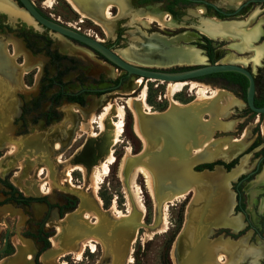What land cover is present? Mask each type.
Masks as SVG:
<instances>
[{"label":"crops","instance_id":"crops-1","mask_svg":"<svg viewBox=\"0 0 264 264\" xmlns=\"http://www.w3.org/2000/svg\"><path fill=\"white\" fill-rule=\"evenodd\" d=\"M9 7L16 17L22 15V11L15 9L12 4ZM10 44V38L0 37V178L7 177L8 182L26 197L49 196L56 191L75 196L78 200L76 208L61 218L55 208L48 211L43 229L51 232V235L49 246L37 256L39 264H66L65 257H69L75 264L82 262L81 258L75 260V256L78 253L82 256L83 248L92 252L89 250V244L93 246V252H100V256L98 255L91 264H126L127 251L136 231L146 225L157 227V216L162 202L176 196V201L185 198L188 201L184 206L179 230L168 249L172 264H190L198 257L201 259V249L206 246L201 241L205 239V233L216 229H227L235 233L244 228L243 216L233 211L235 194L231 184L239 175L250 170L252 164L235 179L228 177L246 155H241L228 171L219 165L213 166L211 170L194 169L198 165L214 161L226 163L242 154L247 147L248 144L245 143L243 148L231 149L226 155H205L206 151L213 147L216 152H220L221 144L230 140L229 136L223 134H228L231 130L222 128V125L229 124L232 128L233 121L224 118V112L217 115L211 105L194 107L193 96L188 102L180 103V106L168 104L160 112L138 113L137 119L131 114V131L139 141L140 149L133 153L130 146H124L116 166V179L124 198V209L120 211L116 208L113 194L108 207L104 209L102 203L98 204L94 199L91 179L93 169H99L108 151V137L99 133L96 119L104 105L101 103V97L85 98V107L66 101L60 102L61 117L58 121L49 123L48 126L39 123L31 131L19 133L15 121L21 111L20 96L31 89L25 86L22 78L25 73L38 68L40 59L29 55L19 45L15 52ZM115 93L121 97L116 96L114 99L122 98L125 104L128 93L120 90ZM74 107L80 114L72 112ZM91 114L94 115V122L88 121ZM135 124L139 134L134 130ZM120 142L119 139L118 143ZM205 143L207 145L199 152L201 156L192 157V152ZM55 144H58V148L54 147ZM113 152L112 149V154ZM75 167L78 169L70 173H76L79 178L76 180L77 184H72L71 178V184L84 191L71 190L62 181L65 171ZM140 167L147 172L149 188L145 176L141 173L143 170L137 169H141ZM136 169L133 182L136 184V179L141 176L151 200L152 222L147 224L144 221L145 209L144 213L136 210L129 191L130 177ZM41 183H44L43 190H40ZM221 190L229 193L232 201L225 209L226 220H240V226L235 230L216 225L215 217L223 205L219 195ZM138 191L140 193L139 188ZM3 198L0 193V201ZM53 198L54 196L48 198V201L58 202ZM139 200L141 201L140 196ZM112 201L114 209H117L123 218H115L114 210H111ZM46 210L47 207L43 203H32L28 207L10 202L0 205V232L6 227L7 219H13L14 223V231L9 238L14 251L0 258V264H34V256L40 244L31 238L22 237L20 230L24 228L34 231V223L42 218ZM189 212L190 234L185 236L183 229ZM83 214H87L89 218L85 219Z\"/></svg>","mask_w":264,"mask_h":264},{"label":"rangeland","instance_id":"rangeland-1","mask_svg":"<svg viewBox=\"0 0 264 264\" xmlns=\"http://www.w3.org/2000/svg\"><path fill=\"white\" fill-rule=\"evenodd\" d=\"M4 4L9 2L16 9L18 5L14 3L12 0H1ZM35 7H37L43 14L48 15L51 19H56L58 22L74 26L80 32L85 33L91 37L98 38L100 41H104L105 44L109 45L116 54L118 53L124 60L128 62H136L134 59L127 57L128 54H139L142 50L140 49V45L145 44L149 41V39L155 38L160 42H167L168 45L172 48H180L186 50L193 55H196L200 60H191V61H183V62H191L189 65L197 66L203 65L208 62L206 49L211 50L212 61L215 63H236L246 66L247 69L252 71L253 78L255 82V95H260L264 89V45L259 47L261 54L263 55L258 66H255L257 59L256 52L252 57L251 50L259 46L264 42V3L258 5L257 3L249 5V11L244 15L243 18L232 19L233 25L235 29L239 32L236 35L226 34L229 39L224 40L220 45L210 46L207 39V32L205 29L200 27V23L198 20H209L208 15L204 13V8L202 6H194V7H185V8H177L174 9L176 16H172L168 12L164 11L161 8H153L151 11H143V10H135L133 8L129 9L127 12H122L121 14L118 12V3L113 0H92L103 2L98 4V7L103 8V6L107 3L112 4V7L109 10L110 19L101 21L105 24V31L102 30L101 27L94 24L93 22L82 19L79 15L74 12L71 7L64 0H52L50 7H46V0H31ZM242 0H215L216 4L223 5L225 3L233 4V7H236L237 3H241ZM44 2V4H43ZM89 0H85V8H89L91 3H88ZM115 5V8L113 7ZM121 10V9H120ZM167 16L168 23L165 26L159 25L157 22H152L148 24L146 21L147 16H155L156 18H162L163 16ZM262 22L260 25L261 28V36L258 37L257 40L249 43L245 42L241 39L240 35L248 32H252L259 27L258 24ZM258 25V26H257ZM0 32L7 33L8 35L14 34L16 36L15 40L18 41L22 46H25L26 49L30 50V52H35L38 54L39 58H44V62L38 63L39 70L42 69L41 73L39 72L37 75L27 74L22 78L25 86L31 87L27 92H24L22 95V126L19 130L24 132H29L33 128H36V125L39 123H43L40 119L42 115L48 112H56L61 117V111L59 110L60 104L53 105L51 99L49 98L53 93L56 92V86L49 88L45 91L43 90V94L38 98L39 89L42 85L48 84V80L50 78H57L56 83L67 84L64 89L66 91L75 92L78 90L77 82H75L74 77L76 74L74 71L69 70L71 65L67 62L60 61L57 63L56 67L53 64V61H50L46 52H56L59 56H67L76 62L74 65L80 70V74H78V78L84 82V87L87 89H93L94 87H112L115 85L117 81V77H122L124 73L117 69H114L112 66L108 65V63H104L99 57H97L94 53L89 51L83 46H80L74 42H66L69 44V47L72 50L76 49L78 53H74L73 55L70 53L64 54L63 46L58 44V41L61 40V37L57 34L52 33L51 31L43 28L42 26L35 24L33 21L28 22L27 25L19 24L18 18L12 12L0 11ZM205 32V33H204ZM241 33V34H240ZM219 34L220 33H216ZM206 35V36H204ZM250 38V36H249ZM251 39V38H250ZM13 40V39H12ZM12 45L15 47L16 44L14 41H11ZM141 43V44H140ZM216 43V42H213ZM249 43V44H248ZM137 48V49H134ZM139 48V49H138ZM255 50V49H254ZM16 52V50H15ZM117 54V55H118ZM180 54L183 59H188L190 57L189 53ZM180 58V59H181ZM252 59V61H251ZM255 59V60H253ZM198 63V64H197ZM91 64H97L99 66L98 69L94 70L91 68ZM183 67L184 65H178V67ZM177 66H171L170 68H176ZM103 68V69H102ZM59 72L58 76L55 73ZM102 72V74H99ZM120 75V76H119ZM85 77H89L87 80H84ZM79 80V81H80ZM126 81H122L125 84L122 87H117V91H123L128 93L127 99L124 101L123 99H114V97H121L116 93H105L100 95L99 92H93L89 94L91 97L100 98L101 103L104 104L101 112L98 116L103 112L104 106L108 103L118 104L123 107L125 112V118L123 121L122 134L119 138L121 140L113 148V158L115 156H119L122 152L124 146H130L131 148H135L137 143L134 140V136L131 131V114L133 113L127 106V101L135 98L141 91L140 86L135 85V80L133 76L128 79H124ZM101 82V83H98ZM196 83L205 84L209 86L211 89L222 90L226 93L229 101H218V100H210L206 102L199 103L198 105L194 104V107H203L207 105H211L212 110L217 115H222L224 112V118L229 121H233L232 128L231 125H222V128L231 130L228 134H223L225 136H229L230 140L221 144L222 150L220 152H216L213 149L208 152L209 156L216 155H226L228 151L231 149L238 150L245 146V143L248 144V148L245 151L247 155L244 159L239 161L242 167L248 168L250 164L252 167L255 164V159L258 154H262L264 152V134H263V126H264V114L257 115L250 112L243 100L241 99V94L238 91L236 86L227 85L222 81L215 78H205L201 81H195ZM96 83L98 85H96ZM147 84V94H146V102L151 107L152 111H157L160 107L169 105H173L170 101L165 97L166 96V85L161 84L159 81H149ZM167 84V83H166ZM101 85V86H99ZM145 85V84H144ZM142 85V87H144ZM139 89V90H138ZM133 90V91H132ZM188 87H185L181 92L177 93L173 99L180 102L185 103L193 98L191 92L188 91ZM112 91V92H117ZM130 91H132L130 93ZM228 92V93H227ZM63 100V98L61 99ZM133 105V104H132ZM86 105H84L85 107ZM174 106V105H173ZM75 108V107H74ZM73 108V109H74ZM77 110V108H75ZM74 109V110H75ZM134 109L137 112V117L139 112V105L134 104ZM52 110V111H50ZM73 110V111H74ZM79 111V110H78ZM98 112V111H97ZM160 112V111H157ZM74 113V112H73ZM59 117V118H60ZM134 118V116H133ZM57 120H52L50 123H54ZM116 121V119H113ZM90 121V116L88 118ZM31 122H35V124H31ZM99 121L97 120V123ZM237 123V124H236ZM111 124L110 117L104 121L105 128ZM99 133L102 135H106V131H101V123L98 124ZM48 126V124H47ZM18 127V126H17ZM101 127V128H100ZM135 130V129H134ZM214 134V132H213ZM219 134V133H218ZM221 135V134H220ZM217 135V136H220ZM107 136V135H106ZM243 139L241 140V138ZM240 142H235V141ZM214 144V143H213ZM58 144H55L54 147L57 148ZM108 151L110 149L109 139L107 142ZM225 146V147H224ZM128 149V148H127ZM126 149V151H127ZM193 153V152H192ZM192 155V154H191ZM253 156V157H252ZM193 157V156H192ZM59 161V160H57ZM237 165V166H238ZM241 167V168H242ZM118 168V167H117ZM223 168V167H222ZM236 168V167H235ZM212 169V168H211ZM210 169V170H211ZM224 169V168H223ZM226 170V169H224ZM227 171V170H226ZM93 173V172H92ZM146 178V184L149 188L150 182L147 183V173L141 172ZM116 168L112 165L108 168L107 175L102 178V182L99 184L97 190V196L99 194L105 199V202L109 204L110 197L113 198L115 195V205L118 210L124 209V198L120 192V186L116 179ZM264 171L262 172V176ZM260 175V177H261ZM92 177V174H91ZM72 184H77L76 180L79 178L76 173H71ZM149 178V177H148ZM252 177H248L250 179ZM1 180H6L8 182L7 177L0 178ZM254 180V179H253ZM64 181V180H63ZM62 182V181H61ZM10 183V182H8ZM64 183H66L64 181ZM258 182V178L255 180V184H260ZM67 184V183H66ZM137 187L140 190L139 196L146 211V205L149 206V211L145 218V222H152V207L151 200L149 198V194L145 188L144 180L140 176L136 179ZM226 184V183H225ZM71 190L75 191H84V189H76L68 185ZM242 200L244 208L246 209V219L248 224L245 223L244 228L242 230V234L236 238L232 239L229 236H225L221 229L213 230L212 232L205 233V239L201 240L205 243L206 246L202 247V253L204 259V264H264V185L257 186L253 185V183L242 184ZM11 193L10 189L3 188L0 185V193L2 192ZM130 191V188H129ZM224 192V190H221ZM220 191V194H221ZM261 194H257L260 193ZM63 193V192H62ZM113 194V195H112ZM219 194V195H220ZM62 199L65 197L64 194L57 193L54 191L52 194L47 196L48 198ZM69 196V195H68ZM100 198V197H99ZM5 199V197L3 198ZM2 199V200H3ZM1 200V201H2ZM54 199V201H56ZM102 201V200H101ZM187 198L176 201L173 205L167 207L166 211V222L167 228L164 232L155 233L154 231L158 228L147 226L142 229H138L135 234V238H132L131 248V263L130 264H172L170 255L168 253V249L170 246V241L172 240L174 234L176 233L178 227H180V223L182 220V213L184 210V206L187 203ZM13 203L11 201H7L4 203ZM2 203V204H4ZM117 203L120 204L117 206ZM14 204V203H13ZM113 201L111 203V206ZM1 205V204H0ZM20 206V205H17ZM135 207V206H134ZM136 208V207H135ZM137 210V209H136ZM161 211V207H160ZM160 214V212H159ZM84 215V214H83ZM157 216V224L158 218ZM6 227L0 232V257L8 256L11 253L12 244L10 243V236L14 231V223L13 219L6 220ZM217 225V224H216ZM231 228V227H230ZM9 231L8 234V242L4 245V240L2 237V233L4 230ZM24 229V228H23ZM21 229L20 232L23 230ZM232 229V228H231ZM154 232L152 235L151 233ZM229 232V231H228ZM230 233V232H229ZM229 242L234 244L230 250L226 251V244L224 242ZM220 242H223L221 244ZM11 244V245H10ZM211 246V249L208 247ZM206 248L209 250L206 251ZM220 248V249H219ZM129 249V248H128ZM14 251V250H13ZM128 252V251H127ZM173 252L175 253V249L173 248ZM13 253V252H12ZM201 253V255H202ZM128 254V253H127ZM10 255V254H9ZM100 256V252H89L88 249L82 253L81 259L82 262H78L76 264H91L96 257ZM220 255L219 260H217V256ZM216 257V258H215ZM66 264H75L68 257L64 258Z\"/></svg>","mask_w":264,"mask_h":264},{"label":"flooded vegetation","instance_id":"flooded-vegetation-1","mask_svg":"<svg viewBox=\"0 0 264 264\" xmlns=\"http://www.w3.org/2000/svg\"><path fill=\"white\" fill-rule=\"evenodd\" d=\"M12 1H14V3H16L17 5H18V10L19 11H22V15H20V16H17V18H18V20H19V24H22V25H27L28 24V22H30V21H33L35 24H38L22 7H21V5H20V3L19 2H17V1H15V0H12ZM113 1H115L116 3H118V5H121V7H122V12H127L129 9H131V8H133V9H135L136 11L137 10H143V11H151L153 8H161V9H163L164 11H166V12H168L166 9H169V8H171V9H173V13H175L174 12V9H177V8H185V7H194V6H202L203 8H204V13L206 14V15H208V18H209V22H207L206 23V32H208V34H207V36L206 35H204V36H206V37H208V41H210L209 42V44H210V46H217V45H220L224 40H227V39H229V37L227 36L228 34H232V35H236L237 33H239L236 29H235V27H234V25H233V22H225V21H227V20H230V21H232V19H237V18H243L244 17V15L249 11V8H251V6L248 8V6L249 5H252V4H255V3H257L258 5H260V4H263L264 3V0H242L241 1V3H237V5H236V7H233L232 8V6H233V4H231V3H225V4H223V5H218V4H216V2H215V0H113ZM247 1H249V2H247ZM45 2V1H44ZM44 2H43V4H44ZM101 3H103V2H100L99 4H101ZM34 5V4H33ZM45 5V4H44ZM10 3H6V4H4L1 0H0V11H7V12H10V10L9 9H11L10 7ZM14 7V6H13ZM35 7V6H34ZM114 8H115V5L113 6ZM116 8H118V6L116 5ZM2 9V10H1ZM35 9L38 11V13L40 14V15H42L44 18H46V19H50V20H53V21H57L56 19H51L50 17H48V15H45V14H43L37 7H35ZM118 12L121 14L122 12H121V10L119 11V9H118ZM169 14H171L170 12H168ZM172 15V14H171ZM172 16H174V15H172ZM175 16H176V13H175ZM104 20V19H103ZM90 21V20H89ZM106 24V23H105ZM38 25H40V24H38ZM259 25V28H260V25H262V22L260 23V24H258ZM257 25V26H258ZM41 26V25H40ZM44 28V27H43ZM260 30H261V28H260ZM78 32H80L79 30H78ZM82 33V32H81ZM216 33H220V35L219 34H216ZM250 32H248V33H245V34H241L240 35V37H241V39L243 40V41H245V42H249V43H251V42H253V41H255L254 39H250L249 38V34ZM55 34V33H54ZM85 34V33H84ZM227 34V35H226ZM262 34V33H261ZM261 34L259 35V36H261ZM5 36H7L8 38H10L11 39V41H14V43L16 44V46L14 47L13 45H12V42H11V44H10V46L12 45V47H13V49H14V51L16 50V47H18V45L19 46H21L22 48H23V50L26 52V53H28L29 55H31V56H36V57H39L38 56V54H36L35 52H30V50H28V49H26V47L25 46H22L18 41H16L15 40V38H16V36H14V34H7V33H4V32H0V37H5ZM58 36H60V35H58ZM89 36V35H88ZM61 37V40H59L58 41V44L60 45V46H63V51L64 52H62V53H64V54H67V53H70V54H74V53H78L77 51H76V49H74V50H72V48H70L69 47V44L68 43H66V42H74V43H76V44H78V45H80V46H83V47H85L86 49H88L89 51H91L92 53H94L97 57H99L104 63H108V65H110V66H112L114 69H117V70H119V71H121L120 69H118V68H116L113 64H111L109 61H107L105 58H103L100 54H98L97 52H95V51H93V50H91L90 48H88V47H86L85 45H83V44H81V43H78V42H76V41H74V40H72V39H69V38H66V37H62V36H60ZM91 37V36H90ZM13 39V40H12ZM97 40V42H99V43H101V44H103L106 48H108V49H110V50H112L115 54H116V52L112 49V48H110V46L109 45H107V44H105L104 43V41H100L98 38H96ZM258 39V38H257ZM256 39V40H257ZM213 42H216V43H213ZM156 43V42H155ZM248 43V44H249ZM156 44H158V43H156ZM264 45V42L263 43H261L259 46H256V47H254L252 50H251V53L253 54L252 55V57L251 58H253V56H254V54L256 53V52H258V54L257 55H259V56H257V59L255 60V59H253V60H255L256 62H254L255 63V66H258L259 65V63H260V61H261V59H262V57H263V55L261 54V52H259L260 51V48L259 47H261V46H263ZM140 47V46H139ZM255 49V50H254ZM17 51V50H16ZM209 51L211 52V50L209 49ZM46 54H47V56H48V58H49V60L50 61H53V64H55V67H56V65H57V63H60V61H64V62H67V63H69L70 65H71V67H70V69L69 70H72V71H74V73L76 74V76L74 77V80H75V82H77V86L79 87L78 88V90H76L75 92H70V91H66L65 89H64V87H66L67 86V84H60V83H56V81H57V78L56 77H54V78H50L49 80H48V84H46V85H42L41 87H40V89H39V93H38V98L43 94V90H47L48 89V87L49 88H52L53 86H56V88H57V90H56V92L55 93H53L49 98L51 99V101H52V104L55 106V105H57L58 103H60V102H62V101H66V102H70V103H75V104H77L79 107H84V105H86L85 104V98H87V99H90L91 98V96H89V94L90 93H92V91L91 90H93V92H99V94L100 95H102V94H107V93H114L115 94V92H112V91H117L116 89H117V87H122V86H124L125 84H123V82L122 81H126V80H124V79H128L129 77H131V76H133V75H127L125 72H123L124 73V75L122 76V77H117V78H119V79H117V81L115 82V85H113L112 87L110 86V87H94L93 89H87V88H85L84 87V82L83 81H81L80 80V78H78V74H80L81 72H80V70H78L77 69V67L76 66H74V65H76L77 63L76 62H74V60L73 59H71V58H68L67 56H59L56 52H51V53H47L46 52ZM264 54V53H263ZM117 55V54H116ZM137 56V58H142L143 56H145V54L144 53H139V54H128V56L127 57H130V58H134V57H136ZM149 57V56H148ZM120 58H122V57H120ZM158 58V59H157ZM154 57V58H151V59H147V60H145L144 61V63H146V64H156V62L157 61H163V60H161L159 57ZM40 59V63L42 62H44V58H43V60H42V58H39ZM123 59V58H122ZM18 60L20 61V57L18 56ZM124 60V59H123ZM125 61H127V60H125ZM251 61H252V59H251ZM128 62V61H127ZM137 62V61H136ZM136 62H132V64H136V66H138V67H143V68H146V69H150V70H158V69H160V67H158V66H148V65H141V64H138V63H136ZM173 61L171 60L169 63H172ZM208 62H209V60H208ZM131 63V62H130ZM191 63V62H190ZM210 64H212V63H215V62H209ZM198 64V63H197ZM228 64H235V65H238V66H241V67H244L246 70H248V72H250L251 74H252V76H253V73H252V71H250L249 69H247L246 68V66H244V64L243 65H241V64H236V63H228ZM175 66V65H174ZM177 67L176 68H169V70H167V71H169V72H177V71H182V70H185V69H187V68H185V65L183 66V67H178V65H176ZM147 67H151V68H147ZM57 68V67H56ZM91 68L92 69H94V70H96V69H98L99 68V66L97 65V64H91ZM103 69V68H102ZM41 71H42V69H40L39 70V67L38 68H33L32 70H30L29 72H27V73H25L24 75H27V74H29V73H31V74H34V76L35 75H37L39 72L41 73ZM58 74H59V72H57L56 71V73H55V75L56 76H58ZM99 74H102V72H99ZM120 76V75H119ZM134 78H136V79H138L137 77H135V76H133ZM244 77V76H243ZM89 77H85L84 78V80H87ZM205 78H213V77H209V76H207V77H204L203 79H205ZM245 78V77H244ZM215 79H218V80H220V81H222L223 83H226L227 85H231V86H236L237 88H238V91L240 92V94H241V99H242V92H241V90H240V87L238 86V85H233V84H230V83H227L225 80H223L222 78H215ZM246 79V78H245ZM80 80V81H79ZM143 80V79H142ZM202 80V79H201ZM145 81V80H144ZM253 81H254V78H253ZM246 82H247V80H246ZM98 83H101V82H98ZM96 85H98L97 83H96ZM99 86H101V85H99ZM247 86V85H246ZM246 89V88H245ZM139 90V89H138ZM57 93H61L62 95L58 98V99H55L54 98V96L57 94ZM67 95H74V96H77V97H80L81 99H82V105H80V104H78V103H76V102H72V101H68V100H66V96ZM244 96H245V94H244ZM63 98V100H61ZM96 98V97H95ZM20 99H21V104H22V95L20 96ZM245 99V98H244ZM245 101V100H244ZM243 101V102H244ZM257 102V101H259V102H262V101H264V89H263V92L260 94V95H255V82H254V98H253V102ZM105 104V103H104ZM262 106H264V104L262 105ZM261 106V107H262ZM248 109V108H247ZM73 110V109H72ZM249 110V109H248ZM50 111H52V110H50ZM250 111V110H249ZM72 112H74V111H72ZM251 112V111H250ZM52 112H48V111H46L43 115H42V117L40 118V119H42L41 121L43 122V125H47V124H49L52 120H57V119H59V118H57V119H50V120H46V115H48V114H51ZM78 113V112H77ZM253 113V112H252ZM80 114V113H79ZM255 114V113H254ZM262 115V114H261ZM22 117H23V113H22V105H21V111H20V115H19V118L15 121V124L18 126V128H17V131L19 132V133H21V134H23V133H26V132H24V129H22L23 131H21V130H19V128L22 126L21 124H22ZM59 117H60V115H59ZM31 124H35V122H31ZM248 146V145H247ZM247 148L248 147H246L245 149H244V152L242 153V154H240V155H238V156H236L237 157V161H238V158L241 156V155H247V153L245 152L246 150H247ZM235 157V158H236ZM253 157V156H252ZM234 159V158H233ZM253 159H255V160H253V161H255V164H254V166L250 169V170H248V168H244V167H242L241 166V164H242V162H241V164L240 165H238V166H236V168H234V170L230 173V175H229V179H235L239 174H241V173H244L245 171H247L246 173H244V174H241V175H239L238 177H237V179H236V181L235 182H233L232 184H237L239 187L242 185V184H249V183H253V185H257V186H263L264 185V174H263V176L261 175L262 174V172L264 171V152L262 153V154H258V156H256V158H253ZM232 160V159H231ZM230 160V161H231ZM229 162V161H228ZM228 162H226V163H228ZM222 163H224V162H222ZM237 163V162H236ZM235 165V164H234ZM233 165V166H234ZM232 166V167H233ZM222 167V166H221ZM231 167V168H232ZM242 167V168H241ZM229 170V169H228ZM227 170V171H228ZM237 175V176H236ZM260 175H261V177H260ZM241 176H243V178L242 179H240V180H238ZM248 177H252V178H250V179H248ZM256 178H258V182H260L261 181V183L260 184H255V180H256ZM254 179V180H253ZM232 184H231V188H232ZM12 185V184H11ZM13 186V185H12ZM14 187V186H13ZM15 188V187H14ZM76 188V187H75ZM16 189V188H15ZM17 190V189H16ZM233 190V189H232ZM18 191V190H17ZM240 191H241V197L243 196V193H242V189H241V187H240ZM19 192V191H18ZM233 192H234V190H233ZM19 193H21V192H19ZM262 192H260V193H257V194H261ZM264 193V192H263ZM61 194H64L65 195V197H75V196H72V195H69V194H65V193H61ZM234 194H235V206H236V204H237V202H236V193L234 192ZM3 195V194H2ZM21 195H22V193H21ZM69 195V196H68ZM4 196V195H3ZM23 197H26V196H24V195H22ZM5 198H6V196H4ZM39 197H44L45 198V201H46V203H48V204H50V205H57V206H62V205H64L65 204V197H63L62 199H58L57 198V200H56V198H53V199H55L56 201H58V202H54V203H50L49 201H48V199H47V196L46 195H43V196H39ZM32 198H37V197H32ZM76 198V197H75ZM77 199V198H76ZM4 200V199H3ZM2 200V201H3ZM1 202V201H0ZM77 202H78V200H77ZM243 202V201H242ZM32 203H43V204H45L46 205V203H44V202H31V203H29L28 205H20V206H29L30 204H32ZM102 203V202H101ZM15 204V203H14ZM16 205V204H15ZM77 205V204H76ZM235 206H234V208H235ZM46 207H47V205H46ZM107 207H108V205H107ZM53 208H55V207H53ZM53 208H50V209H48L47 208V210L44 212V214L47 212V217L45 218V220L43 221V224H42V227H41V229H42V231L43 232H45V233H48V236L46 237V239H47V241H48V243H49V237H50V235H51V232H49V231H45L43 228H44V225H45V223H46V220H47V218H48V211L49 210H51V209H53ZM75 208H76V206H75ZM74 208V209H75ZM56 210H57V208H55ZM74 209H72V210H74ZM72 210H70V211H72ZM70 211H68V212H70ZM233 211H234V209H233ZM68 212H64L63 214H62V216L65 214V213H68ZM234 213H240L242 216H243V220H244V222L246 223V224H248V222H247V219L245 220L244 219V215L246 216V209L244 208V210H243V213H241V212H235L234 211ZM44 214H43V216H42V218L39 220V221H37V222H35L34 223V226H35V229H34V231H29V230H27V229H23V230H25V231H27V232H29V233H32V234H35L36 233V231H37V229H38V224H39V222H41V220L43 219V217H44ZM57 214H58V210H57ZM59 216V215H58ZM61 216V217H62ZM60 217V216H59ZM60 217V218H61ZM221 230H227V229H221ZM243 230V229H242ZM242 230H239V231H237V232H235V233H232V232H230L229 230H227V231H229L230 233H232V234H236V233H238V232H240V231H242ZM7 233V234H6ZM8 234H9V231H7L6 229H5V232H4V236H3V240H4V237H5V235H6V242H8V240H7V238H8ZM240 236V235H239ZM238 236V237H239ZM22 237H24V236H22ZM237 237V238H238ZM27 238H30V237H27ZM31 239H33V240H35L34 238H31ZM36 241V240H35ZM36 242H38V241H36ZM39 244H40V247H41V243L40 242H38ZM221 244H223L224 245V243L223 242H220ZM11 245V244H10ZM49 246V245H48ZM13 247V246H12ZM40 249V248H39ZM38 249V250H39ZM13 250H14V247H13ZM37 250V251H38ZM90 250V249H89ZM44 251V250H43ZM37 253V252H36ZM41 253V252H40ZM39 253V254H40ZM36 255V254H35ZM35 257V256H34ZM2 258V257H1ZM69 258V257H68ZM70 259V258H69ZM75 260H77L76 259V256H75Z\"/></svg>","mask_w":264,"mask_h":264},{"label":"bare ground","instance_id":"bare-ground-1","mask_svg":"<svg viewBox=\"0 0 264 264\" xmlns=\"http://www.w3.org/2000/svg\"><path fill=\"white\" fill-rule=\"evenodd\" d=\"M51 1L52 0H46L45 1V5H46L47 8L50 7ZM64 1H66V3L71 7V9L74 12H76L79 15L80 18L90 20L94 24H96L99 27H101L103 31L106 30L105 29V24H104L103 21L100 20V18L102 17V19H104V20L110 19L111 16L109 14V10L112 7V4L107 3V4H105L103 6V8H100V7H98V4L100 3L99 1L95 2V1L89 0L88 3H91V6H89V8L87 9V8L84 7L85 6V0H64ZM118 9H119V11L121 9V12H122L121 5H118ZM146 21H147L148 24H151L152 22H157V23H159V25L165 26L168 23V18H167L166 15L163 16L162 18H156L155 16H147L146 17ZM206 23L207 22H203V24H202L203 28L202 29L206 30ZM207 34H208V32H207ZM249 34H250L249 36H250L251 39L256 40L259 37V35L261 34V30H260L259 27H257L256 30L252 31ZM145 45H146V47L148 46L147 44H145ZM134 49H137V48L134 47ZM144 49L145 50H142L141 53H144L145 56H143L142 58L140 57V59H143V60L151 59V58H154V57H156V58L159 57L161 60H168V62H170L171 60L173 61L174 59H175V61L182 60V62L183 61H187V60L188 61L200 60V58H197L196 55H193V53H190V52H188L186 50H184L185 52H182V53H184L185 55H187L186 53H189L190 57L188 59H183V58H181L182 56H180L179 54L173 55L174 53L173 54L169 53L167 50H165V47L161 46V44L160 45L156 44L155 42H154V44L150 43L149 46L147 48H144ZM118 56L121 57L119 54H118ZM257 56H259V55H257ZM188 63H190V62H188ZM149 81H154V80L149 79V80H145L144 81L141 78L136 79L135 80V85H137L138 87L140 86L141 91L139 92V94L137 96H135V98H132L131 100L127 101V106L131 110V112L133 113V116H134L135 119L138 118L137 117V112L134 109V104L135 103L139 105V112L140 113L152 112L151 107L146 102V94H147V92H146L147 84L146 83L149 82ZM159 82L161 84H165L166 85V96L165 97L174 106H180L181 105L180 102L174 100L173 97L177 93L181 92L185 87H188V89H189L188 91L191 92V95L194 96V104H196V105H198L199 103L203 104L202 102L210 101L212 99L218 100V101H225V100L229 101V99L227 98L226 93L224 91L217 90V89H211L209 86H207L205 84L196 83L195 81H189V82H181V81H173V82H171V81H168V82H166L167 84L165 82H162V81H159ZM142 85H144V87H142ZM132 91H130V93ZM77 112L80 113L78 110H74V113H77ZM93 116L94 115H92V114L90 115V121L91 122L93 121V118H94ZM107 117H110L111 124L108 126V128H105L104 121L107 119ZM124 118H125V112H124L123 107L118 105V104H116V103L115 104H112V103L106 104L104 106L103 112L99 116H97V118H96L101 123V127H102V128L100 127L101 131H106V135H107V137L109 139V143H110V149H109V151H107V154H106L104 162H102L99 165V169L94 168L93 171H92L93 172L92 173V177H91V179H92V191H93L94 199H95V201L98 204H101V200L96 195V192L98 190L99 184L102 182V178L107 175L108 166L113 161L112 149L119 141V137H120V135L122 133V127H123ZM113 119H116V121H114ZM154 125H155V123H154ZM134 129H135V132L138 133V126L136 124L134 125ZM158 133H159V131H158ZM263 134H264V126H263ZM242 139H243V137L241 138V140ZM235 142H240V141L238 140V141H235ZM205 145H207V144L205 143L201 148L195 149L193 151V153H192L193 157H200L201 155L199 154V152L202 151V149H203V147H205ZM57 148H58V145H57ZM127 151H128V149H127ZM205 155H209L208 152H206ZM75 169H78V168L75 167L73 169H69V170L67 169L65 171V177H64L63 180L67 183V185L72 186V184H71V173L70 172L75 170ZM137 169L139 171L143 170V172H144V169H142V168L141 169L137 168ZM137 169L133 171V173L131 174V177H130V181H129L130 195H131V199H132L133 204L136 207V209L140 213H144V207H143L141 201L139 200V196H138L139 191H138L137 185L133 182V180L135 178V173L137 172ZM39 172H40V170H39ZM145 173H147V172H145ZM43 184L44 183H41L39 185L40 186V190L44 189ZM76 189H80V188L76 187ZM46 192L47 193L49 192V187L46 189ZM177 198L178 197L176 196V197H173L171 199H168V201L162 202L161 211H160V214H159V217H158L159 218L158 219V228L154 231L155 233H161V232H164L166 230L167 222H168V221L166 222L167 207H168L169 203H171V202L173 203V201L176 202ZM179 199H181V196H179ZM220 199L222 200L221 203L223 202V205H222V210L219 212L218 216L215 217L216 224L217 225H224V226H227V227H231L233 230L237 229L240 226V220L238 218L226 220V217H225L226 216V210L225 209H227L228 203L232 202V201H230L231 200L230 194L224 191V193L220 194ZM111 210H114L115 218L122 217V214L117 209H114V201H113V204L111 206ZM127 212H129V211H127ZM188 214L189 215L187 217V221H186L185 227L183 229L184 230L183 235H185V236L187 235V233L190 234V232L188 231V229H189L188 223H189L190 218H191V216H190L191 213L189 212ZM84 218L87 219L89 217H88L87 214H84ZM140 222H142V221H140ZM154 232H152L151 235ZM133 242H134V240H133ZM224 243L226 244V242H224ZM226 246H227V244H226ZM131 247L132 246L129 247L128 252H127L128 254L126 256V264H130L131 260H132V257H131L132 248ZM208 248L211 249V246L208 247ZM89 249L92 252L94 251L93 246L90 245V244H89ZM174 249H175V247H174ZM207 250L208 249L206 248V251ZM82 251H84V248H83ZM200 255H201V253H200ZM204 257L205 256L201 255V259L198 257L197 258L198 260L196 259L192 264H204V261H203ZM219 257H220V255L217 256V260H219ZM80 258H81L80 254L79 253L76 254V259L80 260Z\"/></svg>","mask_w":264,"mask_h":264},{"label":"water","instance_id":"water-1","mask_svg":"<svg viewBox=\"0 0 264 264\" xmlns=\"http://www.w3.org/2000/svg\"><path fill=\"white\" fill-rule=\"evenodd\" d=\"M20 3L21 7L42 27L45 29L51 31L52 33H55L57 35H60L62 37H66L69 39H72L78 43H81L85 45L86 47L90 48L91 50L97 52L100 54L103 58H105L107 61H109L111 64H113L116 68L120 69L121 71L125 72L127 75H133L137 78H141L143 80H149L152 79L154 81H162V82H168V81H181V82H189V81H201L204 77H207L209 75L217 74V73H225V72H234L238 73L242 76H244L247 80V86L245 89V101L244 104L246 107L253 113L257 115L264 114V106L262 107H255L253 105V98H254V81L253 76L248 70H246L244 67L234 65V64H228V63H212L209 62L203 64V65H197V66H191L190 63L182 62V60H173L172 63H169L168 60L163 61H157L156 64H146L144 63L145 60L134 57V61H137L138 64L148 65V66H158L160 69L158 70H150L143 67H138L136 64H132L130 62H127L120 58L118 55H116L112 50L106 48L103 44L97 42L96 38L90 37L87 34L78 32V29L74 26L67 25L60 23L58 21H53L50 19L44 18L42 15L38 13V11L35 9L33 3L31 0H15ZM249 2V1H247ZM2 10V9H1ZM199 22H209L208 20H202L199 19ZM225 22H231L230 20H227ZM203 23H200V27ZM154 42L158 43L159 45L165 47V50H167L169 53H174L173 55L182 54V52H185L183 49L180 48H172L168 45L167 42H160L159 40L152 38L149 39V41L145 44L149 46L150 43ZM145 44L140 45L141 50H145L144 48H147ZM142 52V51H141ZM140 52V53H141ZM173 65H185V70L177 71V72H169V68ZM151 68V67H147ZM7 234V233H6ZM226 242V241H225ZM6 243V235L4 237V245ZM227 246L226 251L230 250L234 244L226 242ZM203 255V254H202ZM192 264V263H190Z\"/></svg>","mask_w":264,"mask_h":264},{"label":"trees","instance_id":"trees-1","mask_svg":"<svg viewBox=\"0 0 264 264\" xmlns=\"http://www.w3.org/2000/svg\"><path fill=\"white\" fill-rule=\"evenodd\" d=\"M166 10L168 12H170L172 15L175 16V13H173V9L169 8V9H166ZM206 50H207L206 51L207 58H208L209 62L212 63L213 61H212V57H211V52L209 51L208 48ZM209 77L222 78L227 83H230V84H233V85H238L240 87L241 92H242V100L243 101L245 100L244 99L245 98L244 97V94H245V88H246L247 82H246V79L242 75H240L238 73H234V72H225V73H217V74L209 75ZM61 95H62L61 93H57L54 96V98L55 99H58ZM66 100L72 101V102H76V103H78L80 105H82V103H83L82 102V99L80 97H77V96H74V95H67L66 96ZM263 104H264V101H262V102H259V101L255 102L254 101L253 102V105L255 107H261ZM165 108H166V106L160 107L157 111H163ZM57 118H59V114L56 113V112H53L51 114L46 115V120L57 119ZM133 138L136 141L137 145H136L135 148H132V151H133V153H136L140 149V143H139V141L135 137H133ZM118 159H119V156H115L114 162L111 164V166L113 165L116 168L117 163H118ZM236 162H237V157L234 158V159H232L228 163H222L220 161H214V162H211V163H206V164L198 165L194 169L195 170H200L201 168H204V169L210 170L213 166L219 165V166H222L224 169L228 170L234 164H236ZM242 178H243V176H241L238 180H240ZM0 185L3 188L10 189V191L12 192V194H11V193H7V192H4L3 191L2 194L4 196H6V198L3 201H1L0 204H2L4 202H7V201H11V202L15 203L16 205H28L31 202H44V203H46L44 197H37V198L23 197L21 195V193H19L6 180H1L0 179ZM232 189L236 193V202H237V204H236V206L234 208V211L235 212H241V213H243L244 205H243V202H242L243 200H242V197H241L240 187L237 184H232ZM99 197H100V200H102L101 202H102L103 208L106 209L108 204L105 202V199L101 196V194H99ZM76 204H77V199L75 197H65V204L62 205V206L50 205V204L46 203L48 209L53 208V207L57 208L58 215L60 217L62 216V214L64 212H68V211L74 209L75 206H76ZM119 205L120 204L117 203V206H119ZM148 211H149V206L147 207V205H146V211H145L144 221H146L145 218L147 216ZM46 217H47V212L44 214V217L41 220V222H39L38 229H37V231H36L35 234L29 233V232H27L25 230H22L20 232V235L21 236L34 238L36 241H38V242L41 243V247L37 251V253H36L35 257H34V264H39L38 263V260H37V256L39 255L40 252H42L43 250H45L48 247V245H49V243H48V241L46 239V237L48 236V233L43 232L42 229H41L42 224H43V221L45 220ZM244 219L246 220L245 215H244ZM178 230H179V227H178L177 231ZM177 231H176V233H177ZM4 232H5V230H4ZM4 232L1 234L2 237L4 236ZM221 232H223L225 234V236H229L232 239H236L239 235L242 234V231H240V232H238L236 234L229 233L227 230H221ZM175 234H174V236H175ZM174 236H173V238H174ZM173 238H172V240H173ZM172 240L170 241V243L172 242ZM12 252H13V247H11V253H9V254H12Z\"/></svg>","mask_w":264,"mask_h":264}]
</instances>
